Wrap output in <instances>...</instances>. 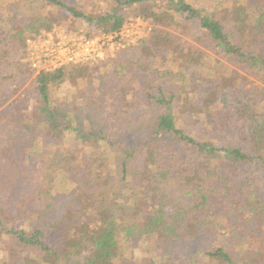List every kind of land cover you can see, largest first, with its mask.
Wrapping results in <instances>:
<instances>
[{"label": "trees", "instance_id": "16d2710c", "mask_svg": "<svg viewBox=\"0 0 264 264\" xmlns=\"http://www.w3.org/2000/svg\"><path fill=\"white\" fill-rule=\"evenodd\" d=\"M104 1L92 16L0 0V105L33 85L29 111L0 125V264H264V0ZM61 13L88 38L130 16L153 28L97 67L35 73L24 43ZM90 78L99 101L79 89ZM127 242L152 256L122 258Z\"/></svg>", "mask_w": 264, "mask_h": 264}, {"label": "rangeland", "instance_id": "374dc122", "mask_svg": "<svg viewBox=\"0 0 264 264\" xmlns=\"http://www.w3.org/2000/svg\"><path fill=\"white\" fill-rule=\"evenodd\" d=\"M65 1L72 4L73 6H75L77 9H79L83 13H86V14L92 15V16H101L103 13L107 12L112 7V5L110 3H108L104 0H65ZM189 1H191V2L197 1L200 4H203L204 0H189ZM152 6H154V5L152 4ZM122 11H123V9L120 10V12H122ZM38 12H39V14L40 13H42V14L50 13L52 16H57L59 13L58 10H56L52 7L51 8L49 7L47 9L42 8V9L38 10ZM137 18L130 16L127 20V23L130 20H135ZM144 22L146 23L147 28L143 30L142 37L138 41H136L134 44H131L130 46L137 45V43L140 40H142L148 36L151 29L153 28V24H151L150 22H147V21H144ZM87 29H88L87 25L83 24L81 20L73 19L72 17L65 15L64 13H61L58 16V23L54 24V26L52 27V29L50 31L51 32H57V33L67 32V33H73V34H79V35L81 34V35L86 36ZM43 32H45V31H41L39 34H42ZM177 35H178L179 39H181L183 41H187V42L195 45V43L192 41V35L189 31L183 30L181 33H177ZM35 36H37V35H35ZM35 36H33V37H35ZM118 52L119 51L114 53V55L112 57H109L103 61H106L108 59L115 57V55ZM101 63L102 62H99L98 64H92V65L94 67H97ZM213 65L214 64H211L210 62L206 61L205 62L206 70L208 71V70L212 69ZM232 70H234V68L231 67V65H226L224 63H221V65H219V71L221 72V74L224 77L222 84H224V81L227 79L229 73ZM31 82L32 81L28 82L21 89L19 94L17 96H15L14 98H12L10 101L5 102V103L1 102V105H0V125L5 126L6 123H8L10 121H18L19 116L21 114L27 113L29 111V109L31 108V104H32L31 92L33 89V85ZM95 88H96V86L94 84L93 79L91 80V78L88 80H85L79 86L80 91L82 90V92L85 93L84 98L88 99L89 98L88 95L90 94V95L94 96V100L99 101L101 95L98 94L97 92H95ZM67 92H71V93L73 92L74 93V88L71 87L68 83H66L65 85L60 87V89L58 91V97L60 99L67 100L68 101L67 103L70 105L71 101H70L69 96L66 95ZM87 102L88 101L82 100L81 107L83 109L88 106ZM125 137H127V135ZM137 137L138 136L136 134H130L129 138L127 137L128 142L134 141ZM73 151H75L78 155H80V153L82 152L81 148H79V147L74 148ZM77 154L73 153L74 156ZM11 246H12V243L7 238L0 235V263L3 260L4 252L9 251ZM179 251L183 252L184 249L181 247ZM151 253H152V251H151L150 247L147 246V243L145 244L144 242H139V243L127 242L126 245L123 247L120 256L122 258H125V259L130 260V261L145 260V259L152 256ZM182 257H185V254ZM188 258H189V256H188Z\"/></svg>", "mask_w": 264, "mask_h": 264}, {"label": "built area", "instance_id": "2783aa9c", "mask_svg": "<svg viewBox=\"0 0 264 264\" xmlns=\"http://www.w3.org/2000/svg\"><path fill=\"white\" fill-rule=\"evenodd\" d=\"M146 28V23L137 18L124 24L118 32L93 38L46 31L26 39L24 61L35 73L52 71L68 64H98L134 44Z\"/></svg>", "mask_w": 264, "mask_h": 264}]
</instances>
